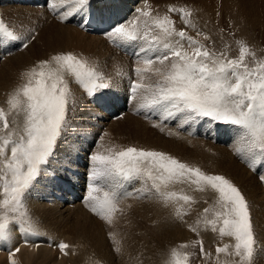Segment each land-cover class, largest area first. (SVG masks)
Segmentation results:
<instances>
[{"label": "snow or ice", "instance_id": "snow-or-ice-1", "mask_svg": "<svg viewBox=\"0 0 264 264\" xmlns=\"http://www.w3.org/2000/svg\"><path fill=\"white\" fill-rule=\"evenodd\" d=\"M45 3L62 24L80 16L79 27L83 29L96 11L101 21L105 19L104 9H97L93 0ZM172 13L179 15L184 28L176 27ZM191 17L190 9L174 5H169L165 14L154 13L144 0L143 7L136 8L126 21L109 23L103 31L107 41L133 57L135 78L129 77L127 100L134 104V114L143 115L161 132L168 121H177L178 128L204 120L234 126V154L264 183V174H259V169H264V58L258 59L243 39L235 41L236 57L228 55L227 44L222 50L206 45L203 41H214ZM35 39L33 29L17 31L0 19V45L23 51ZM124 75L117 68L115 77ZM68 77L92 98L115 87L114 76L106 75L89 60L73 52H55L22 70L21 82L7 93V109L0 107V242L10 243L14 231L24 237L40 234L28 210L27 197L39 179L50 174L49 165L69 128L68 113L76 100ZM175 134L169 130V135ZM109 136L104 131L87 155L83 202L92 214L111 227L119 219L117 214L125 211L120 207L123 199H154L170 208L171 215L197 237L202 231H211L220 241L215 254L206 250L202 238L180 243L169 250L165 264H191L194 253L187 249L197 247L202 264H256L259 249L251 206L230 178L162 151L105 142ZM72 163L67 159L63 170L68 171ZM51 174L55 178V172ZM135 180L141 181L142 187L126 191V183ZM177 184L214 193V201L191 223L185 217L197 201L183 190H171ZM108 235L117 245L114 251L120 253L116 234ZM24 242L30 243L28 239ZM50 246L64 255L70 247L63 241ZM19 251V247L9 251V264H18L15 257Z\"/></svg>", "mask_w": 264, "mask_h": 264}, {"label": "rangeland", "instance_id": "rangeland-1", "mask_svg": "<svg viewBox=\"0 0 264 264\" xmlns=\"http://www.w3.org/2000/svg\"><path fill=\"white\" fill-rule=\"evenodd\" d=\"M165 5L168 7L170 5V3L172 1L170 0H163ZM170 1V3H169ZM189 1V2H188ZM173 0V3H171L172 5L174 6H177V7H187L188 9H192L193 7L191 6H194L192 5L194 0ZM191 1V2H190ZM188 2V3H187ZM167 3L169 5H167ZM187 3V4H186ZM189 3H191V6L189 5ZM13 4V3H11ZM15 4V3H14ZM2 5V3L0 2V6ZM15 6H18L17 4H15ZM214 6H215V3H214ZM20 7V6H18ZM213 6L210 7V9H212ZM10 9L12 11H10ZM9 10V11H8ZM29 9H17V8H8L3 12L0 11V16L2 17L3 20H6L5 22L8 23L10 26L14 27L17 31H21L23 29H28V28H31L34 30L35 34H36V40L33 41L30 46L28 48H35V47H38L39 48V43L41 42V39H40V36L42 34V31L45 27V21H42V22H39L40 19L44 18L45 14L43 12H40V13H36L34 10H29ZM7 11V13H6ZM15 11V12H14ZM18 11V12H17ZM19 11H22V12H19ZM17 12V13H16ZM47 12V10L45 11ZM2 13V14H1ZM6 13V14H5ZM19 13H20V16H19ZM23 13V14H21ZM172 16H175L177 17L178 14L175 13H172L171 14ZM7 16V17H6ZM17 16L19 17L17 22H16V19H17ZM51 17H54L53 15H50ZM0 17V19H1ZM5 17V18H4ZM10 17V19L8 18ZM12 17V18H11ZM179 17V16H178ZM7 18V19H6ZM21 18V19H20ZM24 18V19H23ZM193 19V17L191 18ZM12 20H14L12 22ZM47 22H51V21H54L55 23H59V24H62L60 23L58 20H55V19H46ZM23 21V22H22ZM180 21V20H179ZM12 22V23H11ZM21 22V23H20ZM181 22V21H180ZM195 22V21H193ZM221 28L220 26L218 27L219 29V35H216L217 36V42L218 44L217 45H214L213 43H210L209 42L207 43L210 47H215L217 50H222L224 49V46L225 44L228 45V55L230 57H236L238 56V45L235 43L236 40H239V39H243L252 49V51L255 52L256 54V57L259 59V58H264V48H262L264 46V25H260L259 24L256 26H252L250 27V29H248L249 31H245L246 32L245 34L242 33V31H238L236 29H233V27L231 26L232 23L229 19V17L226 16L225 12L223 11V13H221ZM182 24V23H181ZM17 25V26H16ZM183 25V24H182ZM16 26V27H15ZM184 26V25H183ZM21 27V28H20ZM23 27V28H22ZM50 27V26H49ZM48 27V28H49ZM198 27V26H197ZM223 29V32H221L220 30ZM189 32L190 35H195V32L192 31L191 29H185ZM45 33V32H44ZM40 34V35H39ZM231 34V35H230ZM39 37V38H38ZM215 37V34L213 36V38ZM223 37V38H221ZM212 38V39H213ZM216 38V37H215ZM37 41V42H36ZM214 41V40H212ZM216 42V43H217ZM0 47L4 48V45H0ZM108 47V46H107ZM7 48V49H6ZM6 48L5 49V53H3V56L0 57V69L2 70L5 66V63L7 65L10 64V61L14 62V60H18L19 56H21V54L23 53V51H20V50H17V48L15 47H8L6 45ZM26 48V50L28 49ZM66 48H61L59 51H56V52H60V51H64V52H73L74 51H71V50H67ZM1 51V49H0ZM8 51H11L13 54L12 55H7V52ZM79 52V53H78ZM54 53V52H52ZM51 53V54H52ZM82 53V54H81ZM18 54V55H17ZM50 54V53H49ZM75 54V53H74ZM76 54L78 56H81L82 58L84 57L85 59L89 60L90 63H93L95 65L98 66V69L102 72H104L106 75H110L112 73L113 68L112 67H109L107 64H104L102 61L103 59L101 58H98L94 55V53H84L82 51H76ZM86 54V56H85ZM89 54V55H88ZM108 54V53H107ZM91 55V56H90ZM13 57V58H12ZM15 57V58H14ZM88 57V58H87ZM32 63L34 64L36 61L42 59L41 58V55H36V54H33L32 55ZM132 59V58H131ZM8 60H9V63H8ZM249 63H251V58H249ZM99 64V65H98ZM3 65V66H2ZM6 65V67H7ZM104 65V66H103ZM13 67V66H12ZM134 67V66H132ZM131 67V68H132ZM12 71L14 73V76H17L20 74V70L16 69L15 67L12 68ZM131 75L127 76L125 80H128V78L130 77ZM70 81L69 82V85L72 84L71 86H76L77 88L79 87L78 84L74 83L72 81V78L71 77H68ZM132 78V76H131ZM134 79V77L132 78ZM20 83V82H19ZM117 83L118 81L116 80L115 81V87L113 88H117ZM125 83H127L125 81ZM78 85V86H77ZM69 87V88H72V87ZM74 87L72 89H74ZM75 88V90L72 91L71 89V92H73V94H76L74 95L75 97V100H76V103H75V106L69 111L68 113V119H69V128L65 131V133L63 134V137L62 139L60 140L59 144H58V147H57V152H56V158L55 160H60V161H64L66 159H69L67 158L68 155H65L63 154L62 156L60 155V153L62 152L61 150H64L65 148H67L68 146V142L70 143H74V142H77V145L78 147H80V151H92L95 146H96V141L99 139L100 137V134H99V131L103 130L104 131H107L110 133V136L108 138H106V141L107 142L108 140H111L112 142H115L118 144H121V145H125V146H128V145H131V146H136V147H141V148H145V149H148L146 145H148L149 149H153V150H157V151H162V152H165V153H168L172 156H174L175 158H179V160H181L182 162H185L184 160H182L178 155L175 154V151L177 148H179V150H183V149H187V150H198V152H201L200 156L205 154L206 153H209V154H212V155H217L219 154V152H224V157H225V160L224 161H230L231 159V162H233L234 164H236L237 166H239L244 172H242L240 175H242V177L237 178L235 177V179H237L238 181L240 180V182H236L235 180H231L240 188V190L242 191V193L245 195V197L249 200L250 202V205H251V211L254 213V214H251L252 215V222H253V225H254V231H255V234H256V238L258 240V254L256 256V264L260 263V264H264L263 263V259H264V209L262 210V213L260 214L259 216V210H260V205L258 204V201H259V197L258 196H255L257 195V191L255 190V192L252 193V190L248 192V190L250 189V186H249V183L253 184V185H256L258 186L259 190H263L264 192V189L262 187V184L259 180V176L257 174H252L248 169H247V166L241 161V159L239 160L238 156L234 154V151H233V141H231L226 147L224 146H220L221 143H219V145H216V144H213L211 143L210 140H204L200 137H195V138H192L190 140H188L185 136H183L182 134H180L178 132V127L177 125H171L169 124L171 121H168V122H165V130L163 132H161L158 128H153L151 126V124L149 123V120H145L144 118H142L140 115H137V114H134V109L130 108V106H128L125 110V112L123 113V118L122 119H119V120H115V122L111 121V122H104L102 121L101 119L97 118L96 117V122L93 123V120L95 121V108H96V104H94V106H92L89 102L87 103L89 108V110L85 109L84 105L85 104H82V102L80 101V95H81V92L82 94H84V91L81 87H79L78 89ZM126 89V85L124 86V90ZM81 90V91H80ZM123 90V92H124ZM78 91H79V94H78ZM84 96V95H83ZM79 97V98H78ZM78 98V99H77ZM86 99V97H85ZM87 100V99H86ZM80 102V103H79ZM5 103V102H4ZM5 107H6V104H4ZM1 106V105H0ZM7 108V107H6ZM83 109V110H81ZM131 109V111L129 110ZM85 110L89 111V113H87L85 115ZM98 114V113H97ZM96 114V115H97ZM22 118V117H21ZM21 118H19L21 120ZM11 119V117H10ZM23 119V118H22ZM85 119H87L86 121H84ZM157 119V118H156ZM101 120V123H99ZM22 121V120H21ZM76 121V122H75ZM89 121H92L93 125L92 127L89 125ZM82 122V123H81ZM84 123V124H83ZM195 123V122H194ZM193 123V124H194ZM97 124V125H96ZM101 124V126H100ZM197 124H200L203 126V129L204 131L206 132H210V133H216L218 132L220 129L223 130L224 133L227 132V130L229 128H231L230 125H225V124H222V123H209L207 120H204V121H197ZM83 128H82V126ZM85 125V126H84ZM117 128H115V126ZM122 125V126H120ZM144 125V126H143ZM114 128H113V127ZM142 127V129L140 130V128ZM112 128V129H111ZM129 129V130H128ZM146 129V130H144ZM80 130V131H79ZM83 130V131H82ZM93 130H96V131H93ZM139 130V132H138ZM145 133V135L147 134V136H151L152 138L154 137V140L156 139H161V140H164L167 139V140H172V142L174 143V151L172 152H169L168 149H166L165 147H162V146H155V145H152V144H147L148 142H152V140H144V136H143V132ZM169 130H171L172 132L176 133L175 136L173 135L172 137L173 138H170L171 135H169ZM137 131V133L139 134V136H137V134H135V132ZM119 132V134H118ZM123 132V133H122ZM148 132V133H147ZM161 132V133H160ZM150 133V134H149ZM179 133V134H178ZM71 134V137H69ZM88 135V136H87ZM163 135V136H162ZM181 135V136H180ZM207 136H210L211 134H205ZM167 136V137H166ZM169 136V137H168ZM177 136V137H176ZM174 137H176L174 139ZM179 137H182L181 139ZM185 138L186 140H188L189 142L186 141L185 143ZM71 139V140H70ZM179 141H177V140ZM200 140V141H199ZM73 141V142H72ZM195 141V142H193ZM62 142V143H61ZM90 142H94L95 143V146L94 145H89L88 144ZM135 142V143H134ZM183 142V143H182ZM137 143V144H136ZM76 144V143H74ZM180 145V146H178ZM63 146V147H62ZM87 146V147H86ZM152 146V147H151ZM158 149H157V148ZM183 147V148H182ZM61 148V149H60ZM73 148H75V145L73 146ZM84 148H86V150H84ZM215 148V149H214ZM228 148V149H227ZM227 149V150H226ZM178 150V151H179ZM186 151V150H185ZM70 152H73V151H70ZM68 152V154L70 153ZM177 156V157H176ZM238 162V163H237ZM186 163H189L191 164L190 162H186ZM197 166L200 167V164H198ZM79 170H81L80 168H78ZM204 171L206 172H209V173H212V174H223L225 175L226 177H228V175H226V170H223L222 172H219V173H215L213 172L212 170L210 169H205ZM59 172V171H58ZM58 174V173H57ZM262 174H264V170L262 172ZM59 175V174H58ZM69 175V174H68ZM48 176L49 175H46V176H43L40 178V180L42 181V185H45L47 182H49L48 180ZM229 178V177H228ZM247 178V179H246ZM48 179V180H47ZM252 180H253V183H252ZM246 181V182H245ZM261 188H260V187ZM185 187H188V188H191V186L185 184ZM247 187V188H246ZM177 191H181L182 189H176ZM39 191H41V189H39ZM209 191H206L204 192L202 195H201V199L202 200H205L207 201L209 198L212 197V199H209L207 202L208 203H200L198 204L199 202L197 201V205L196 207L192 208L191 211L193 212H190V215L185 217V219L191 223L195 220V218L197 217V215L195 214H200L203 210V208L205 207H208L209 206V201L213 202L214 201V193L210 192V194H207L209 193ZM31 193V194H30ZM30 193L28 194V197H27V207H28V210L31 214V217L34 221H37L38 223V226H39V231H40V234L36 236V241L35 242H30V244L34 245V244H37V243H42L43 245H45L46 247H48V249L51 251V254H52V257L55 259V263L57 264L58 262H61L58 263V264H84L85 263V260L87 259L88 263L87 264H93L92 262H94V264H165V261L166 259L168 258V248H172L180 243H183V242H187V241H192V240H195V239H198V238H202L203 241H204V245H205V248L207 251H210L212 252L213 254H215V247L217 246L218 243H220V241L218 240V237L216 234L212 233L211 231H207V232H202L201 233V236L200 237H197L194 233L190 232L187 228V226L184 224L182 226V222H180L179 220H176L172 215H171V209L169 208L168 209V212H169V217L171 218V225H173L172 228H174V225H176V228L178 229V231H180L181 229V232H184V235H180L179 233H175L176 236L179 234V236L181 237L180 240H177L179 239L178 237H175V234H173L167 241V244L165 247H158V248H150L148 247L147 250H143L141 248L140 250V245L145 243L143 242L142 240L146 241L145 237H147L146 235H144L143 237V234L141 235V232H139V234H135L134 233V230L133 229H130L131 227H128L129 225L127 224H124L125 228H123L124 226L122 225L121 226V229L117 226V224H115L113 227L109 228V229H105L104 226H103V223L99 220H97L96 218H94L93 216H91L90 214L88 215V213L83 210L80 206H76L74 208H71L69 209L68 211L64 212V213H60L59 210L57 208H49L48 206H43L42 208L39 207V205H41L42 203V200L37 198L36 196H39L37 190L35 188H32V190L30 191ZM38 194V195H37ZM34 195V197H33ZM211 196V197H205V196ZM213 195V196H212ZM252 197H254L252 199ZM256 197V198H255ZM258 197V198H257ZM264 197V195H263ZM205 198V199H204ZM255 199V200H254ZM134 201H136L137 203L139 202H142V201H139V200H136V199H132V204L134 203ZM39 202V203H38ZM259 205V206H258ZM51 209H55V210H51ZM38 210V211H37ZM50 210V211H49ZM131 210H132V214L131 213ZM130 210V213L129 215H132L133 219L137 222V216L136 214L134 213V205L133 207L131 208ZM197 210V211H195ZM255 210V211H254ZM195 211V212H194ZM258 211V212H257ZM59 212V213H58ZM80 212V213H79ZM84 212V213H83ZM251 212V213H252ZM50 213V214H49ZM134 213V214H133ZM195 213V214H194ZM35 214V215H34ZM77 214V215H76ZM82 214V215H81ZM258 214V215H257ZM84 215V216H83ZM120 215V214H119ZM118 215V216H119ZM127 215V218L129 217V219L126 221L125 219V222H128L131 218V216ZM194 215V216H193ZM82 216V217H81ZM87 216V217H86ZM192 216V217H191ZM257 216V217H256ZM62 217V218H61ZM75 217V218H74ZM79 217V218H78ZM47 218V219H46ZM68 218V219H67ZM84 218V219H83ZM193 218V219H192ZM258 218V219H257ZM38 219V220H37ZM40 219V220H39ZM42 219V220H41ZM70 219V220H69ZM72 219L75 221H72ZM79 219V221H78ZM87 219V220H86ZM191 219V220H190ZM256 219V220H255ZM123 220V219H122ZM39 221H41L39 223ZM43 221V222H42ZM85 221L89 222V224ZM55 222V223H54ZM77 222V223H76ZM124 222V221H123ZM138 224H142L140 223V220H138ZM257 222V223H256ZM173 223V224H172ZM179 223V225L177 224ZM182 223V224H181ZM255 223V224H254ZM42 224V225H40ZM51 224V225H50ZM88 224V225H87ZM74 225V226H73ZM77 225V226H76ZM100 225V227H99ZM138 225V226H139ZM42 226L43 229H42ZM73 226V227H71ZM81 228V230L77 227ZM95 226L96 229H94L93 227ZM101 226H102V229H101ZM128 228H127V227ZM141 226V225H140ZM139 226V227H140ZM90 229H89V228ZM92 227V228H91ZM97 227L99 229H97ZM162 227V226H160ZM48 230V234L46 235V230ZM59 228V229H58ZM64 228V229H63ZM68 228V229H67ZM71 228V229H70ZM73 228V229H72ZM84 228V229H83ZM127 228V229H126ZM45 229V230H44ZM86 229L88 230V233L89 234H92L91 237L90 235L87 233ZM91 229L95 232H91ZM101 229V231H100ZM117 229V230H115ZM130 229V230H128ZM184 229V230H183ZM42 230V231H41ZM71 230V231H70ZM112 232L115 230L117 233H119V231H121L123 234L127 235V238L129 239L128 241H130V245H131V251L129 253V255H126L128 256V259L126 258L123 263V257L121 255V252L120 253H117L116 251H114V243L113 241H111V239H109V232ZM133 230V231H132ZM173 230H176L175 228ZM188 232H187V231ZM58 231V232H57ZM77 231H78V234H77ZM83 231V232H82ZM97 231V233H96ZM109 231L107 233V240H106V232ZM114 231V232H115ZM132 231V233H131ZM144 231V230H143ZM186 231V232H185ZM57 232V233H56ZM63 232V233H62ZM72 232V233H71ZM120 232V238L122 237V233ZM126 232V233H124ZM148 232V231H146ZM54 233V235H53ZM99 233V234H98ZM186 233V234H185ZM52 234V235H50ZM58 234V235H57ZM64 234V235H63ZM67 234V235H66ZM72 234V235H71ZM85 234H87L88 238H86ZM57 235V237H56ZM60 235V236H59ZM96 235V237H95ZM78 236V238H77ZM82 236H85V237H82ZM101 238L100 240H102L101 244L102 246L100 247V249H98L97 247H93V242L95 243V240L96 239H99L98 238ZM103 236V237H102ZM138 236V237H137ZM174 236V237H173ZM80 237V238H79ZM135 237H137L135 239ZM142 237V238H141ZM55 238H57L55 240ZM91 238V239H89ZM96 238V239H95ZM133 239L134 240V243H133V240L131 241L130 240ZM142 240H141V239ZM174 242H172L173 240ZM183 238V240H182ZM49 239H51L53 242L51 244H57L59 241H63L65 243L68 242L69 246H72L74 247L72 249V246L71 248L67 249L66 251L68 252V250H70V252H68L67 256L62 254V253H59V250L57 247L55 246H50V244L48 243L49 242ZM71 239V240H70ZM116 241H117V244L121 246V243L124 241L122 238V241H118L117 238H115ZM69 240V241H68ZM74 241V244H73V241ZM139 240V243L138 241ZM141 240V241H140ZM171 240V242L169 241ZM182 240V241H181ZM84 241V242H83ZM89 241V242H88ZM91 241V242H90ZM126 241V240H125ZM136 241H137V245H136ZM177 241V242H176ZM143 242V243H142ZM147 242V241H146ZM224 242H228L225 238V241ZM84 243V244H83ZM89 243V244H88ZM105 243V244H104ZM110 243V245L108 244ZM129 243V242H128ZM76 244V245H75ZM92 244V245H90ZM108 244V245H106ZM133 244V245H132ZM140 244V245H139ZM113 247H110L112 246ZM92 246V247H91ZM104 246V247H103ZM137 246V247H136ZM82 250H81V248ZM89 249H88V248ZM103 247V248H102ZM116 247V246H115ZM80 249V252H79V249ZM97 248L98 251H100L102 249V251H100V254H98L99 252L96 250L94 251V249ZM165 248V249H163ZM72 249V250H71ZM78 249V250H77ZM85 249V251H84ZM87 249L89 250V252L87 251ZM157 249V250H156ZM163 249V250H162ZM38 248L36 250H32L30 252L31 255H34L38 252ZM77 250V251H76ZM108 250V251H107ZM188 251L190 252H193L194 255L191 257V264H202V261L199 257V248H189L187 249ZM36 253H35V252ZM73 251V252H72ZM84 251V252H83ZM106 251H107V254H106ZM122 251V250H121ZM88 252V254H87ZM101 252H105V256L101 254ZM132 252V253H131ZM155 252V253H154ZM34 253V254H33ZM59 253V254H58ZM85 256V259L84 256ZM85 253V254H84ZM91 253V254H89ZM153 253V254H152ZM87 254V255H86ZM55 257H54V256ZM60 255V256H58ZM63 255V256H62ZM74 255V256H73ZM91 255H96L97 258H99V260L96 258V256H93L91 257ZM133 255V256H132ZM146 255V256H145ZM159 255V256H158ZM78 256V257H77ZM132 256V257H131ZM137 258L135 259L134 258ZM156 256V257H155ZM37 259H38V256H36ZM81 257V258H80ZM92 258V261L91 259L89 258ZM119 257V258H118ZM122 257V259H121ZM130 257V258H129ZM148 257V259H147ZM65 258V259H64ZM72 260H71V259ZM75 258V259H74ZM80 258V259H79ZM132 258V259H131ZM35 260V257L32 258ZM36 259V260H37ZM58 259V260H57ZM94 259V260H93ZM156 259V260H155ZM36 260L35 262L32 261H29L28 264H35L36 263ZM65 260V262H64ZM128 260V261H127ZM57 261V262H56ZM77 261V262H76ZM80 261V262H79ZM105 261V262H104ZM76 262V263H75ZM83 262V263H82ZM108 262V263H107ZM20 264H22V262H20ZM27 264V263H26Z\"/></svg>", "mask_w": 264, "mask_h": 264}, {"label": "bare ground", "instance_id": "bare-ground-1", "mask_svg": "<svg viewBox=\"0 0 264 264\" xmlns=\"http://www.w3.org/2000/svg\"><path fill=\"white\" fill-rule=\"evenodd\" d=\"M136 1H139V3L136 4ZM172 1L171 3H173V0H170ZM169 1V3H170ZM188 1V0H187ZM0 2L2 3V5L0 6V11L4 13V11L8 8H17V9H21V10H25V9H29L28 7H23V6H15V4H11V2H7V0H0ZM94 4L96 5L97 9H101L103 8L104 9V16L105 18L108 20V24L109 23H114V22H122V20L124 18H130L131 16V12L133 10V12H135V9L138 8V7H143V4H144V0H93ZM147 2L151 5L154 13L155 12H159L160 14H165L167 12V6L165 5L164 1L163 0H147ZM189 2V1H188ZM187 2V3H188ZM191 2V1H190ZM170 3V5H172ZM186 3V4H187ZM214 3H215V6H214ZM174 4V3H173ZM167 5H169L167 3ZM189 5L191 6V3H189ZM194 6H191L193 7L191 9L192 11V17H193V21H195L194 23L198 26V28L207 33L208 35L211 36V38H213L214 34H215V37L212 39L214 40V43L217 42V36L216 35H219V29L218 27L221 25V13H223V11L225 12L226 16L229 17L231 23H232V27L233 29H236L238 31H242L243 34H245L246 32L245 31H249L248 29H250V27H254L256 26V24L259 26L260 25H264V0H194L193 4ZM213 6L212 9H210V7ZM181 7V6H180ZM31 10V9H29ZM28 10V11H29ZM47 10V7L42 11L45 16L44 18L40 19L39 22H42V21H45V27L42 31V34L40 36V39H41V42L38 44L39 45V48L38 47H35V48H28L27 50L25 49L23 51V53L21 54V56H19L18 54V57L19 59L18 60H14V62L10 61V64L7 65L5 63V66L4 68L1 70L0 69V107H4L5 109H7V105L5 107L4 104H6V99H7V93L13 89L17 84H19V82H21L20 80V74L17 75V76H14V73L12 71V68L15 67L16 69L20 70V73L22 70L30 67L31 65H33L32 63V55L33 54H36V55H41V58L44 59V58H47L52 52H56V51H59L61 48H66L67 50H71V51H74V53L76 54V51H82L84 53H94V55L98 58H104L103 59V63L104 64H107L109 67H112L114 71H112V73L110 75H113L114 78H115V81L117 80L118 83H117V88H112L114 91L116 90H119V91H122L124 90V86L126 85V88L128 89V83H129V78L128 80H125L127 76L131 75L132 77H134V74L132 73V69L134 66L133 64V57L129 56V55H126L123 51H120L118 49H116L115 47H111L110 43L108 41H106L105 39L101 38V36H97V35H94V34H89L87 32H85L81 27H79V25L82 23L81 21V17L80 16H76L75 18H71L69 23L66 24V23H63V24H59V23H55L54 21H51V22H47L46 19H55L57 20L55 17H51L48 10L47 12H45ZM9 11V10H8ZM10 11H12L10 9ZM35 11V10H34ZM15 12V11H14ZM18 12V11H17ZM16 12V13H17ZM19 12H22V11H19ZM36 13H40L39 11H35ZM1 13V14H2ZM7 13V11H6ZM5 13V14H6ZM96 13L97 15V18H99V11H96L94 12ZM23 14V13H21ZM175 15V13H174ZM19 16H20V13H19ZM179 16V15H178ZM175 17V16H172V18L176 21V27L178 29H181V28H184V26L181 24V22L179 21L180 18L179 17ZM1 17V16H0ZM3 17V15H2ZM1 17V19H2ZM7 17V16H6ZM21 17V16H20ZM191 17V18H192ZM5 18V17H4ZM10 19V17H8ZM12 18V17H11ZM18 16H17V19H16V22L18 20ZM7 19V18H6ZM21 19V18H20ZM24 19V18H23ZM6 21V20H4ZM14 20H12L13 22ZM126 21V20H124ZM123 21V22H124ZM7 22V21H6ZM11 22V23H12ZM23 22V21H22ZM9 23V22H8ZM21 23V22H20ZM17 26V25H16ZM15 26V27H16ZM50 26V27H49ZM49 27V28H48ZM21 28V27H20ZM23 28V27H22ZM221 28V26H220ZM19 30V29H17ZM45 32V33H44ZM40 35V34H39ZM103 35V34H102ZM104 36V35H103ZM39 38V37H38ZM36 40V39H35ZM37 42V41H36ZM206 45H208V41H203ZM108 46V47H107ZM113 48H114V51L113 52ZM0 49H3L2 47H0ZM7 49V48H6ZM66 50V51H67ZM62 52V51H60ZM64 52V51H63ZM50 53V54H49ZM79 53V52H78ZM108 53V54H107ZM116 53H122L121 55H115ZM82 54V53H81ZM89 55V54H88ZM86 56V54H85ZM91 56V55H90ZM13 58V57H12ZM15 58V57H14ZM84 58V57H83ZM88 58V57H87ZM132 58V59H131ZM8 63H9V60H8ZM7 65V67H6ZM99 65V64H98ZM3 66V65H2ZM13 66V67H12ZM104 66V65H103ZM132 67V68H131ZM117 68L121 69L125 75L122 77V78H116L115 77V72L117 70ZM108 75V74H107ZM130 76V77H131ZM135 78V77H134ZM69 80V78H68ZM71 81V80H70ZM68 81V82H70ZM125 81L127 83H125ZM73 84V83H72ZM70 84L69 87L72 85ZM78 86V85H77ZM72 88L74 86H71ZM80 87V86H79ZM78 87V88H79ZM70 88V90L72 89ZM75 88H77L76 86L74 87L73 90H75ZM77 88V89H78ZM80 89V88H79ZM81 91V90H80ZM74 92V91H73ZM72 92V93H73ZM125 92V90H124ZM78 94H79V91H78ZM73 95H76V94H73ZM84 95V96H83ZM76 97V96H75ZM79 98V97H78ZM77 98V99H78ZM80 101L82 102V104H85L84 107L85 109L89 108L88 106V100L85 99V93L82 94L81 92V95H80ZM125 101V98L124 96L120 95L118 92L116 94H113L111 97H108L106 96L105 94H102L100 95L99 97H96L94 99V104H96V108H95V121L93 120V123L96 122V110L99 111L100 113H105V112H102L101 110V104L103 102L107 103V105L109 106V108L111 109H115V106H121ZM5 102V103H4ZM80 103V102H79ZM127 105L130 106V108L134 109V104L133 103H130L128 100H127ZM93 106V105H92ZM95 107V106H94ZM83 110V109H81ZM89 110V109H87ZM85 110V115L87 113H89V111ZM131 111V109H129ZM107 115V113H105ZM104 115V114H103ZM141 116V115H140ZM142 117V116H141ZM21 118V117H20ZM144 118V117H142ZM145 119V118H144ZM22 120V118H21ZM87 119H85L84 121H86ZM145 120H148V119H145ZM101 123V120H99ZM76 122V121H75ZM82 123V122H81ZM92 121H89V125L92 127L93 125ZM84 124V123H83ZM97 125V124H96ZM82 126V125H81ZM85 126V125H84ZM101 126V124H100ZM115 128L116 125H114ZM122 126V125H120ZM144 126V125H143ZM113 127V126H112ZM83 128V126H82ZM114 128V127H113ZM140 128V127H139ZM112 129V128H111ZM142 129V127L140 128V130ZM129 130V129H128ZM146 130V129H144ZM80 131V130H79ZM83 131V130H82ZM93 131H96V130H93ZM139 132V130H138ZM143 132V130H142ZM169 132V131H168ZM123 133V132H122ZM144 133V132H143ZM146 133V132H145ZM145 133L143 134L144 136V140H152V142H148L147 144H152V145H155V146H162V147H165L166 149L169 150V152H172L174 151V143L172 142V140H167L165 139L164 140H161L160 138L159 139H156L154 140V137L152 138L150 135L147 136V134L145 135ZM148 133V132H147ZM161 133V132H160ZM119 134V132H118ZM135 134H137V136H139V134L137 133V131L135 132ZM150 134V133H149ZM179 134V133H178ZM88 136V135H87ZM163 136V135H162ZM173 135L170 136V138H173L172 137ZM175 136V135H174ZM181 136V135H180ZM71 137V134L70 136ZM167 137V136H166ZM169 137V136H168ZM177 137V136H176ZM174 137V139L176 138ZM180 139L182 137H179ZM71 140V139H70ZM177 140V139H176ZM190 140V139H188ZM188 140H186L185 138V143L186 141L189 142ZM179 141V140H177ZM191 141V140H190ZM200 141V140H199ZM73 142V141H72ZM195 142V141H193ZM62 143V142H61ZM76 143V144H74ZM74 143H67L68 146L67 148H65L64 150H61L62 152L60 153V155L62 156L63 154L65 155H68V152L70 151H78L80 150V147H78L77 145V142H74ZM118 143V142H117ZM135 143V142H134ZM183 143V142H182ZM137 144V143H136ZM75 145V148H73V146ZM147 148L149 149L148 145H146ZM180 146V145H178ZM63 147V146H62ZM152 147V146H151ZM157 148V147H156ZM183 148V147H182ZM61 149V148H60ZM151 149V148H150ZM158 149V148H157ZM215 149V148H214ZM228 149V148H227ZM226 149V150H227ZM179 148L176 149L175 151V154L178 155L182 160H184L185 162H190L191 164L193 165H198L200 164V168L202 170H205V169H210L212 170L213 172L215 173H219V172H222L223 170H226V175H228L229 178H231L232 180H235L237 183L240 182V180L238 181L237 179H235V177L239 178L242 177V175H240L242 172H244L239 166H237L236 164H234L233 162H231V159L230 161H224L225 160V157H224V152H219V154L217 155H212V154H209V153H206L201 155V152H198V150H187V149H183L182 151L179 150ZM186 150V151H185ZM173 153V152H172ZM177 157V156H176ZM68 158V157H67ZM179 159V158H178ZM67 160V159H66ZM66 160L64 161H60V160H53L51 163H50V166H49V169H50V174L48 176V181L44 187L45 189H41V191L45 190L47 191V194H46V198L44 202H40L42 203L41 205H39L40 208H42L43 206H48L49 208L53 207V208H57L59 210L60 213H64L66 211H68L69 209L71 208H68L67 206H62V207H59L56 203V198L55 196L51 197L49 194L51 195H54L53 193V190H54V185L56 184V179H66L68 177V171H64V167L66 166ZM238 163V162H237ZM71 167H74L73 164H71ZM77 170H79L77 168ZM264 170V169H263ZM59 171V172H58ZM52 172H55V178L53 177V175L51 174ZM263 172V171H262ZM59 175H58V174ZM247 179V178H246ZM246 182V181H245ZM252 183H253V180H252ZM249 186H250V189L248 190L251 191L252 190V193L255 192V190L258 192L257 195L255 196H258L259 197V201H258V204L260 205V212H259V216L260 214L262 213V210L264 209V192L263 190H259L258 186L256 185H253L251 183H249ZM260 187V186H259ZM247 188V187H246ZM261 188V187H260ZM175 191H177L175 189ZM212 193V191H210ZM207 193V194H210ZM31 194V193H30ZM38 195V194H37ZM214 195V194H213ZM212 195V196H213ZM34 197V195H33ZM37 198L41 199L42 198L40 196H36ZM205 197H211V196H205ZM257 197V198H258ZM248 198V197H247ZM254 197H252L253 199ZM256 198V197H255ZM205 199V198H204ZM209 199H212L209 198ZM208 199V200H209ZM214 199V198H213ZM132 200V199H131ZM138 200V199H136ZM207 200V201H208ZM255 200V199H254ZM212 201V200H211ZM39 203V202H38ZM199 204V203H198ZM134 205V213L136 214L137 216V222L133 219L132 215H128L131 216L132 219H130L128 222H125V219H123V221L129 225L128 227H131L130 229H133L134 230V233L135 234H139V232H141V235L143 234V237L144 235H146L147 237H145L146 241L141 240L145 243L143 244H139L140 245V250L141 248L143 250H147L148 247L150 248H158V247H165L166 244H167V240L175 233H179L181 236L184 235V232H181V229L180 231H178V229L176 228V225H174V228L176 230H173L174 228L173 225H171V218L169 217V212H168V209L169 208H164L161 206V204L157 203L154 199H149V198H143V201L142 202H136L134 201L133 203ZM210 205V204H209ZM258 205V206H259ZM251 206V205H250ZM196 207V206H195ZM74 208V207H73ZM195 209V208H194ZM51 210H55V209H51ZM38 211V210H37ZM50 211V210H49ZM197 211V210H195ZM194 211V212H195ZM255 211V210H254ZM58 212V213H59ZM193 212V211H191ZM252 212V211H251ZM258 212V211H257ZM80 213V212H79ZM84 213V212H83ZM133 213V214H134ZM50 214V213H49ZM132 214V210H131V213ZM195 214V213H194ZM251 214H254L253 212ZM35 215V214H34ZM77 215V214H76ZM82 215V214H81ZM89 215V214H88ZM119 215V214H118ZM195 215H198V214H195ZM258 215V214H257ZM84 216V215H83ZM120 216V215H119ZM194 216V215H193ZM82 217V216H81ZM87 217V216H86ZM192 217V216H191ZM257 217V216H256ZM62 218V217H61ZM75 218V217H74ZM79 218V217H78ZM47 219V218H46ZM68 219V218H67ZM84 219V218H83ZM129 219V217L126 219V221ZM193 219V218H192ZM258 219V218H257ZM35 220V219H34ZM38 220V219H37ZM40 220V219H39ZM42 220V219H41ZM70 220V219H69ZM87 220V219H86ZM138 220H140V223L142 224H138ZM191 220V219H190ZM256 220V219H255ZM72 221H74L72 219ZM79 221V219H78ZM37 222V221H36ZM41 221H39L40 223ZM43 222V221H42ZM87 221H85L86 223ZM55 223V222H54ZM75 223V221H74ZM77 223V222H76ZM89 224V222H87ZM257 223V222H256ZM38 224V223H37ZM87 224V225H88ZM173 224V223H172ZM179 225V223H177ZM182 224V223H181ZM255 224V223H254ZM42 225V224H40ZM51 225V224H50ZM90 225V224H89ZM124 226V224H122ZM121 225V226H122ZM140 227H139V226ZM184 225V223L182 224V226ZM74 226V225H73ZM71 226V227H73ZM77 226V225H76ZM162 226V227H160ZM39 227V226H38ZM44 226H42V229H43ZM100 227V225H99ZM127 227V226H126ZM127 227V228H128ZM74 228V227H73ZM72 228V229H73ZM80 229V226L77 227V229ZM89 228V227H88ZM92 228V227H91ZM94 229L95 226L93 227ZM111 228V227H110ZM125 228V226L123 227ZM126 228V229H127ZM47 229V228H46ZM59 229V228H58ZM64 229V228H63ZM68 229V228H67ZM71 229V228H70ZM84 229V228H83ZM90 229V228H89ZM88 229V230H89ZM97 229H99L97 227ZM101 229H102V226H101ZM100 229V231H101ZM128 229V230H130ZM40 230V229H39ZM45 230V229H44ZM49 229H47L46 231V235L49 233L48 232ZM88 230L86 229L87 233H88ZM117 230V229H115ZM114 230V231H115ZM132 230V231H133ZM144 230V231H143ZM184 230V229H183ZM42 231V230H41ZM71 231V230H70ZM93 230L91 229V232ZM113 231V232H114ZM131 231V233H132ZM148 231V232H146ZM187 231V230H186ZM185 231V232H186ZM58 232V231H57ZM56 232V233H57ZM83 232V231H82ZM95 232V230L93 231ZM109 232V231H108ZM112 232V230H111ZM120 232L117 233L116 231L114 232L116 234L115 238L118 239V241H122V238H124L123 242L121 243V255L123 257V263L124 261H126L125 259L127 258L128 259V256L126 255H129L130 251H131V245H130V241H128L129 239L127 238V235L123 234L122 232V237L120 238ZM188 232V231H187ZM63 233V232H62ZM72 233V232H71ZM97 233V231H96ZM126 233V232H124ZM77 234H78V231H77ZM89 234V233H88ZM99 234V233H98ZM120 234V235H119ZM179 234L176 236L175 234V237H178ZM186 234V233H185ZM49 235V234H48ZM52 235V234H50ZM54 235V233H53ZM58 235V234H57ZM56 235V237H57ZM64 235V234H63ZM67 235V234H66ZM72 235V234H71ZM90 237L92 234H89ZM60 236V235H59ZM86 238H88L87 234H85ZM85 236H82V237H85ZM140 236V234H139ZM96 237V235H95ZM103 237V236H102ZM138 237V236H137ZM135 237V239L137 238ZM174 237V236H173ZM180 237V236H179ZM178 237V238H179ZM78 238V236H77ZM80 238V237H79ZM99 238V236H98ZM106 240H107V236L105 237ZM25 239H28L30 242H35L36 241V236H28V237H24L22 236L18 231H14L13 233V239L10 243H4V242H0V264H9V261H8V256H9V251L12 250L14 251L15 248L19 247L20 248V251L18 253H16V259L18 261V264H20V262H22V264H28L29 261L33 260V262H35V260L37 259L36 256H38V259L36 260V263L35 264H56L55 263V259L52 257V254H51V251L48 249V247H46L45 245H43L42 243H37V244H34V245H39V247H34L32 244L28 243V244H25ZM57 238H55L56 240ZM91 239V238H89ZM96 239V238H95ZM101 238L99 239H96L95 240V243L93 242V247L95 245V247H97L98 249H100V247L102 246L101 242L103 240H100ZM110 239V238H109ZM172 239V238H171ZM181 237L177 240H180ZM71 240V239H70ZM126 240V241H125ZM131 240V238H130ZM133 240V239H132ZM131 240V241H132ZM140 240V241H141ZM173 240V239H172ZM183 240V238H182ZM181 240V241H182ZM69 241V240H68ZM73 241V240H72ZM112 241V240H111ZM138 243H139V240H137ZM137 241H136V245H137ZM171 242V240H169ZM53 241L51 239H49V244L52 243ZM61 242V241H59ZM58 242V243H59ZM84 242V241H83ZM89 242V241H88ZM91 242V241H90ZM108 242V240H107ZM129 242V243H128ZM174 242V240L172 241ZM177 242V241H176ZM57 243V244H58ZM133 243H134V240H133ZM68 244V242H67ZM73 244H74V241H73ZM84 244V243H83ZM89 244V243H88ZM105 244V243H104ZM110 245V243H108ZM106 244V245H108ZM76 245V244H75ZM92 245V244H90ZM114 245V244H113ZM110 246V247H113ZM133 245V244H132ZM72 246V244H71ZM71 246L69 247V249L71 248ZM117 246V245H114V247ZM120 246V245H119ZM92 247V246H91ZM104 247V246H103ZM102 247V248H103ZM137 247V246H136ZM160 247V248H161ZM39 249L38 252L35 253L34 255H31L30 252L34 249ZM74 247L72 246V249ZM81 248V247H80ZM88 248V247H87ZM97 248H93L94 251L96 250V252L98 251ZM71 249V250H72ZM79 249V248H78ZM77 249V250H78ZM89 249V248H88ZM87 249V251L89 252V250ZM165 249V248H163ZM162 249V250H163ZM59 250V249H58ZM76 250V251H77ZM82 250V248H81ZM157 250V249H156ZM85 251V249H84ZM83 251V252H84ZM102 251V249L100 250ZM100 251H98L100 254ZM108 251V250H107ZM107 251H106V254H107ZM68 252H70V250H68ZM73 252V251H72ZM79 252H80V249H79ZM87 252V254H88ZM59 253H61L59 251ZM58 253V254H59ZM81 253V252H80ZM105 252H101L102 255L105 256L104 254ZM132 253V252H131ZM155 253V252H154ZM85 254V253H84ZM86 254V255H87ZM91 254V253H89ZM153 254V253H152ZM69 255V254H68ZM83 255V253H82ZM54 256V255H53ZM60 256V255H58ZM63 256V255H62ZM67 256V255H66ZM74 256V255H73ZM84 256V255H83ZM93 256H96V255H93ZM91 255V257H93ZM130 256V255H129ZM133 256V255H132ZM131 256V257H132ZM146 256V255H145ZM159 256V255H158ZM35 257V260L32 259ZM55 257V256H54ZM78 257V256H77ZM89 258L91 259L92 261V258ZM121 257V259H122ZM156 257V256H155ZM81 258V257H80ZM79 258V259H80ZM97 258V256H96ZM119 258V257H118ZM130 258V257H129ZM135 258V256H134ZM65 259V258H64ZM71 259V258H70ZM75 259V258H74ZM85 259V256L84 258ZM99 260V258H97ZM132 259V258H131ZM137 259V258H135ZM148 259V257H147ZM58 260V259H57ZM72 260V259H71ZM94 260V259H93ZM156 260V259H155ZM128 261V260H127ZM57 262V261H56ZM61 262V260H60ZM58 262V263H60ZM65 262V260H64ZM77 262V261H76ZM75 262V263H76ZM80 262V261H79ZM95 262V261H94ZM94 262H92L94 264ZM105 262V261H104ZM32 263V261H31ZM30 263V264H31ZM57 263V264H58ZM83 263V262H82ZM88 261L87 259L85 260V263L84 264H87ZM108 263V262H107ZM263 263H264V259H263ZM34 264V263H33ZM72 264V263H71ZM97 264V263H96ZM121 264V263H120ZM260 264V263H258Z\"/></svg>", "mask_w": 264, "mask_h": 264}]
</instances>
